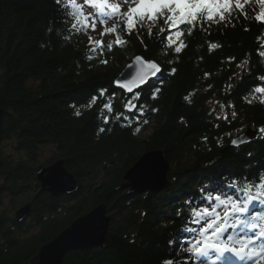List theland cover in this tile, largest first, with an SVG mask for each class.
Instances as JSON below:
<instances>
[{
	"label": "trees",
	"instance_id": "trees-1",
	"mask_svg": "<svg viewBox=\"0 0 264 264\" xmlns=\"http://www.w3.org/2000/svg\"><path fill=\"white\" fill-rule=\"evenodd\" d=\"M65 3L0 0V264H36L41 246L100 203L111 217L104 246L69 251L61 264H188L172 239L182 240L193 228L190 208L217 188L238 194L228 187L233 180L243 183L264 171V132L230 145L234 134L264 128V93L254 92L264 85V56L258 54L264 52V24L255 20L264 6L250 0L247 18L234 9L231 24L197 27L182 38L187 47L179 53L166 46V26L145 19L139 38L133 32L127 43L113 44L111 52L104 45V56L88 60L87 38H99L90 30L63 38ZM210 44L220 46L210 51ZM136 55L162 69L132 100L143 105L142 116L127 111L132 95L114 86ZM101 89L107 93L87 106ZM105 115L112 117L107 124ZM46 146L51 157L44 165L63 159L76 177V193L39 191L35 167ZM153 150H162L168 162V187L141 194L119 188L125 172ZM27 202L30 214L18 222L14 211Z\"/></svg>",
	"mask_w": 264,
	"mask_h": 264
},
{
	"label": "snow or ice",
	"instance_id": "snow-or-ice-1",
	"mask_svg": "<svg viewBox=\"0 0 264 264\" xmlns=\"http://www.w3.org/2000/svg\"><path fill=\"white\" fill-rule=\"evenodd\" d=\"M258 2L264 5V0H258ZM56 3L60 4L61 0H56ZM247 3L249 0H118V2H113V0H80V3L77 0H66L65 6L61 9L62 19L60 23L65 25L61 35L65 40H70L73 33L86 34L89 30L95 32L99 25L102 29L101 37L108 34L115 37V40L107 45V50L111 52L113 43L117 46L127 43V37H130L133 32H136L139 38L142 22L147 19L153 25L162 22L166 26L161 27V33L165 34L164 38L168 41L166 46L174 47V51L179 53L182 48L187 47L182 38L185 35L191 36L197 27L203 31L205 25L211 26L225 21L231 24L234 9L238 11L239 16L247 18L248 12L244 7ZM121 4L129 5L127 12H121ZM133 4L136 6L132 7ZM255 20L264 24V11L257 13ZM117 21L122 23L118 24ZM109 24L112 25L111 28L108 27ZM121 27L123 32L118 31ZM248 30L245 29V31ZM148 33L151 36V28L148 29ZM141 43H143L142 39ZM87 46L88 53L91 54L86 53V59L92 60L96 56L105 55L102 39L94 40L88 36ZM219 46L218 44H210V51ZM258 54L264 56V52ZM136 61H142V57H136ZM100 62L106 64L107 60L101 59ZM130 67L135 69L137 65L134 64ZM160 71L161 68L156 62L148 60L140 63L138 70L125 75L123 80L114 82L117 87L132 92V97L125 101V107L128 111H138L141 116L144 114L143 105L137 108L135 104H132V100L140 99V93L134 91V87L142 88L147 83V78L155 76ZM172 71L175 72V69ZM205 75L207 76L208 73ZM156 91L158 92L159 89ZM254 92L264 93V85L255 86ZM105 93H107V89H101L97 95L89 98L86 105L90 107ZM114 96L115 93L109 94V101L113 100ZM152 98H155V94ZM260 102L264 103V96L261 97ZM113 107L107 101L103 104V108L109 113L113 111ZM76 115H80V112L77 111ZM111 118L109 115H105L103 123H109ZM119 118L127 119L126 116L117 117V119ZM143 123H147V120H144ZM104 130L103 127L99 129L100 132ZM135 131L139 132L140 129L136 128ZM260 131L264 132V128H261ZM243 142V138L239 141L235 139L231 141L234 146H239ZM238 181L239 178L228 185V187L238 190L235 199L232 195L217 194L213 196L212 192H209L206 198L208 200L207 206H192L190 208L191 223L200 226L199 236L202 238L195 239L191 243V247L188 248L189 252L204 256L209 249H215L216 251L231 252L241 261L252 260L254 264H260L264 260V245H260L259 248L254 247L260 239H264V230H261L260 233H254V236L229 234L226 237L227 243H225V233H228L229 228L233 231L247 229L250 220L249 212L254 209L255 203L264 202V171L257 173L254 177L245 176L243 183H238ZM214 191L222 190L214 189ZM213 200L216 202L215 204L212 203ZM218 208H222L223 211H218ZM177 214L180 215V212L178 211ZM190 231H195V229H190ZM166 264H173V262L167 261Z\"/></svg>",
	"mask_w": 264,
	"mask_h": 264
},
{
	"label": "water",
	"instance_id": "water-1",
	"mask_svg": "<svg viewBox=\"0 0 264 264\" xmlns=\"http://www.w3.org/2000/svg\"><path fill=\"white\" fill-rule=\"evenodd\" d=\"M138 56L139 55H136L131 60L115 81L123 80L125 75L138 70L140 63L148 61L142 58V61L137 62L136 57ZM134 64L137 65L135 69L130 67ZM146 67L145 65V68ZM153 77L154 76L147 78V82ZM114 85L117 87L115 83ZM120 89L125 91L123 88ZM138 89L140 88L134 87V91ZM125 92L132 93L128 91ZM3 113L0 107V125ZM256 134L255 131H251L250 133H246L245 136L252 137ZM240 139L241 138L235 140L239 141ZM168 170L169 165L163 156L162 150L147 151L125 172L119 184V188H126L131 194H141L146 191L160 193L170 184L167 179ZM35 178L40 184L39 191H48L52 196L60 194L72 195L78 190V183L75 175L66 168L64 160L61 158L56 159L50 165H44L42 163L36 165ZM30 211L31 204L29 202L24 203L14 211V217L18 222H21L30 214ZM107 212L106 204L100 203L86 213L75 218L69 226L40 247L37 253L36 264H61L64 256L69 251L103 247L106 242L111 220Z\"/></svg>",
	"mask_w": 264,
	"mask_h": 264
},
{
	"label": "rangeland",
	"instance_id": "rangeland-1",
	"mask_svg": "<svg viewBox=\"0 0 264 264\" xmlns=\"http://www.w3.org/2000/svg\"><path fill=\"white\" fill-rule=\"evenodd\" d=\"M78 2L80 3V0H78ZM113 2H118V0H113ZM131 6L132 7H135L136 5L133 4ZM120 8L126 10V9L129 8V5L128 4H121L120 5ZM108 27L111 28L112 25L109 24ZM101 31H102V29L98 25L95 32H97L100 35V32ZM101 39L104 41V45H106L109 42L114 41L115 40V37H114V35H111V34L104 35L103 37H101V35H100V40ZM41 151L42 152H41V156L39 157V162L42 163V164H46L45 161L51 157V149L48 148V146H46V147H43ZM224 192H225L224 194L232 195L233 198L235 199L236 196L234 195L233 192H231V191H224ZM62 195H66V194H60V195H56V196H62ZM221 195H223V193H221ZM212 203L215 204L216 202L213 200ZM23 204L24 203H21L20 205H18V208L20 206H22ZM207 204H205L204 206H207ZM260 207H261V209L259 211L258 210H252L253 213L251 214L252 215V218L251 219L255 223L248 224V227H250L251 230H253V231L257 228L258 229V233H260L261 230H264V210H263L264 209V205L263 204H260ZM18 208H16V209H18ZM217 210L218 211H223L222 208H218ZM107 213L110 214V212H107ZM251 215H249V216H251ZM27 217H25L22 221L26 220ZM253 225H254V227H253ZM199 228H200V226L198 225L197 228H196V230L193 231V233L191 234V236L188 238V241L186 242L185 246L183 247L184 251L187 252L185 255H187V254L190 255V253L192 254V252H189L188 251V248L191 247V243H193L195 241V239H201L202 238V237L199 236ZM237 230L238 229H236V231H233L231 228H229L228 233H230L233 236H240V235L237 234ZM239 231L242 232V233L244 232V230H241V229H239ZM244 235H247V234H244ZM172 244L174 246H182V245H184V243L178 237H175V238L172 239ZM260 245H261L260 243H257L256 245H254V247L259 248ZM215 253H216L215 256L212 257V258H209L208 257V254H206L204 256H198V255H196L195 257L193 255H191V259H192L191 261L194 262L197 259L196 263L198 262V264H221L223 261L226 260V258H222L223 256L219 255L216 251H215ZM247 263L248 262H245V261H242L241 262V264H247ZM260 264H264V260H262L260 262Z\"/></svg>",
	"mask_w": 264,
	"mask_h": 264
},
{
	"label": "bare ground",
	"instance_id": "bare-ground-1",
	"mask_svg": "<svg viewBox=\"0 0 264 264\" xmlns=\"http://www.w3.org/2000/svg\"><path fill=\"white\" fill-rule=\"evenodd\" d=\"M192 233H193V231H189V232H188V235L185 236V237H183L181 241H182L183 243H186V242L188 241V238L190 237V235H191ZM261 240H263V239H261ZM222 264H235V260H234V258L229 257V258H227L225 261H223Z\"/></svg>",
	"mask_w": 264,
	"mask_h": 264
}]
</instances>
